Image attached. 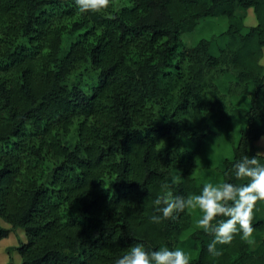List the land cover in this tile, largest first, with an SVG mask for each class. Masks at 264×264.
Returning a JSON list of instances; mask_svg holds the SVG:
<instances>
[{
    "label": "trees",
    "instance_id": "1",
    "mask_svg": "<svg viewBox=\"0 0 264 264\" xmlns=\"http://www.w3.org/2000/svg\"><path fill=\"white\" fill-rule=\"evenodd\" d=\"M219 17L224 32L180 40ZM263 49L264 0H110L98 13L0 0V241L20 231L16 264H115L135 243L264 264V203L255 248L237 235L220 257L188 210L165 220L153 203L163 184L187 197L210 177L245 183L232 167L264 138Z\"/></svg>",
    "mask_w": 264,
    "mask_h": 264
},
{
    "label": "clouds",
    "instance_id": "2",
    "mask_svg": "<svg viewBox=\"0 0 264 264\" xmlns=\"http://www.w3.org/2000/svg\"><path fill=\"white\" fill-rule=\"evenodd\" d=\"M81 13H98L110 6V0H75ZM242 156L232 167L235 178L242 184L222 182L205 183L199 194L174 195L168 184L161 186L162 195L154 201L157 211L165 220L176 219L186 210H199L202 214L196 227L214 236L207 251L213 257L223 255L217 245H231L239 235L241 241L253 245L254 213L258 203H264V165L260 157ZM161 216L153 215L151 222L160 223ZM115 264H191L190 254L181 248L148 251L135 243L115 261Z\"/></svg>",
    "mask_w": 264,
    "mask_h": 264
},
{
    "label": "rangeland",
    "instance_id": "3",
    "mask_svg": "<svg viewBox=\"0 0 264 264\" xmlns=\"http://www.w3.org/2000/svg\"><path fill=\"white\" fill-rule=\"evenodd\" d=\"M234 11L236 15H242V11L239 8L236 7ZM250 15H251V25H253L254 19L251 12ZM247 16H249V14H247ZM248 22H250V19H248V21H245V24L248 25ZM225 28H226L225 19L222 17L199 20L196 26L194 27L193 31L190 33L182 34L180 36V40L183 42V44L186 47H192L196 44V42L199 39H207L211 35L222 33L225 31ZM210 52L216 55L214 44L211 45ZM261 64L264 66V49L262 51ZM254 149L256 154L258 153L264 154V138H260L254 143ZM206 157H207L206 155L197 156L199 163L196 168L201 175L205 173H213L215 171V163L212 164L206 163ZM209 180L211 181L209 183H214V184L218 183L215 177H210ZM188 211L191 215V219L193 220V223L196 224L199 210H188ZM0 226L6 228V226L3 225L2 223H0ZM21 236L22 235L20 231H15L13 233H10L6 239L0 241V264H10V262L13 264L17 263V256L15 255L12 249L17 246V241L21 240ZM253 239H254V244L249 245L250 250H253L255 248V246L259 242L260 237L256 236Z\"/></svg>",
    "mask_w": 264,
    "mask_h": 264
},
{
    "label": "crops",
    "instance_id": "4",
    "mask_svg": "<svg viewBox=\"0 0 264 264\" xmlns=\"http://www.w3.org/2000/svg\"><path fill=\"white\" fill-rule=\"evenodd\" d=\"M2 241V240H1Z\"/></svg>",
    "mask_w": 264,
    "mask_h": 264
}]
</instances>
